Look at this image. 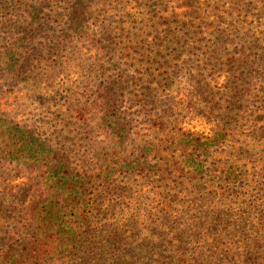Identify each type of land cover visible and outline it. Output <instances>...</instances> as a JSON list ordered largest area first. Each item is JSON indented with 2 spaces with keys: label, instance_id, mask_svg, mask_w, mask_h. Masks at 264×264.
Masks as SVG:
<instances>
[{
  "label": "rangeland",
  "instance_id": "rangeland-1",
  "mask_svg": "<svg viewBox=\"0 0 264 264\" xmlns=\"http://www.w3.org/2000/svg\"><path fill=\"white\" fill-rule=\"evenodd\" d=\"M174 125L217 143L191 155ZM59 160L109 173L44 264H264V0H0V251Z\"/></svg>",
  "mask_w": 264,
  "mask_h": 264
},
{
  "label": "trees",
  "instance_id": "trees-1",
  "mask_svg": "<svg viewBox=\"0 0 264 264\" xmlns=\"http://www.w3.org/2000/svg\"><path fill=\"white\" fill-rule=\"evenodd\" d=\"M28 6H32L30 10L35 13L33 18H36L41 7L35 6L32 2ZM88 12L85 10L82 13L74 7L71 9L72 26L70 28L79 37H90L85 27ZM32 31H35L32 26L25 27L23 36H20L17 42L23 43L30 40L31 38L28 37ZM9 57L8 62L1 67L2 70L11 68L16 62L14 53H11ZM112 85L113 83L110 81L105 86L106 89L101 97V103H99L103 113L107 114L115 112L114 99L109 93H106L107 89L118 90V87H112ZM166 134L168 133L166 132ZM201 134V132L198 134L194 131L183 130L179 125L176 127L174 125L170 133L171 140L174 141L172 145L189 150L191 155L196 152L204 153L217 143L216 135L203 137ZM25 141L31 144H25V146L32 149L33 142L28 137H25ZM187 164L193 166L197 163L190 160ZM199 167V164L196 165L194 170H198ZM108 173L109 171L104 168L97 172H74L60 160L57 164L49 166L43 174L39 173L43 182V193L40 194L38 201L25 211L20 232L23 236L22 239H16L12 243L6 244L0 251V264H44L65 247H73L80 234V227L87 224L93 214L96 183Z\"/></svg>",
  "mask_w": 264,
  "mask_h": 264
}]
</instances>
